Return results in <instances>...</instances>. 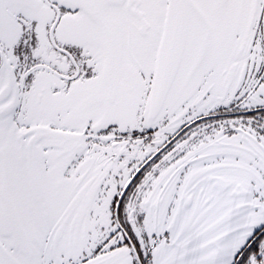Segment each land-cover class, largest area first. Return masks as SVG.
I'll list each match as a JSON object with an SVG mask.
<instances>
[{
	"label": "snow or ice",
	"instance_id": "snow-or-ice-1",
	"mask_svg": "<svg viewBox=\"0 0 264 264\" xmlns=\"http://www.w3.org/2000/svg\"><path fill=\"white\" fill-rule=\"evenodd\" d=\"M0 264H264V0H0Z\"/></svg>",
	"mask_w": 264,
	"mask_h": 264
}]
</instances>
